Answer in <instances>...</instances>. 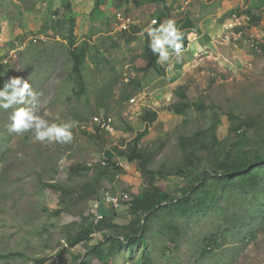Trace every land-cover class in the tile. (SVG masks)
Wrapping results in <instances>:
<instances>
[{
  "label": "rangeland",
  "instance_id": "374dc122",
  "mask_svg": "<svg viewBox=\"0 0 264 264\" xmlns=\"http://www.w3.org/2000/svg\"><path fill=\"white\" fill-rule=\"evenodd\" d=\"M89 1L0 0V80H27L38 93L36 114L49 123L78 122L72 129L71 143L42 142L31 131L24 135L11 132L13 109L0 108V253H21L0 259V264H82L86 259V264H141L143 253L139 250L131 257L123 250L110 263L90 259L85 257V244L70 247L68 236L81 227L84 218H93L95 200L99 213L118 224L127 222L126 201L114 209L101 198L109 190L127 193L130 200L147 184L137 163H128L120 155L136 131L144 128L139 116L145 108L156 110L157 118L142 138V146L155 153L150 167L163 171L156 184L169 192L182 181L172 174L183 161L179 136L206 128L214 121L213 113L218 119L219 139L228 137V114H260L264 124V0H167L171 11L161 23L189 17L203 44L198 47V36L189 33L192 46L184 49L180 62L174 54L160 62L165 67L161 77L152 69L142 70L141 56L145 29L161 7L152 3L134 6L131 2L118 7L108 0L93 16L88 13L93 7ZM77 5L86 10L74 11ZM234 8H251L261 21L249 27L245 14L226 15ZM117 11L132 21L129 34L134 39L129 42L118 28ZM70 15L75 18L77 42L99 43L108 59L100 66L86 62L88 94L81 98H75L71 91L65 40L51 26ZM108 65L114 66L110 72ZM132 80L139 81L141 89L134 92ZM178 86L184 87L190 101H203L205 110H191L185 121L173 114L169 105L176 99ZM127 94L128 98L120 101ZM106 114L112 118L110 131L100 129L94 119ZM127 124L134 130L128 131ZM159 142L164 145L156 149ZM206 159L202 153L194 162L207 167ZM107 160L121 170L111 169L96 193L85 197L83 183L92 182L96 165H106ZM75 165L92 168L70 176L69 168ZM47 182L62 183L69 191L62 197L46 187ZM234 204L237 209L238 204ZM56 209L61 212L53 213ZM221 225L210 213L188 227L182 224L184 233L178 247L150 233L153 241L147 252L153 264H264V216L246 220L237 234L230 236L224 230L232 226H222L221 232H216L221 236L225 233L219 240L222 245L212 254L201 253L200 239ZM104 233L93 234L88 244L104 240Z\"/></svg>",
  "mask_w": 264,
  "mask_h": 264
},
{
  "label": "trees",
  "instance_id": "16d2710c",
  "mask_svg": "<svg viewBox=\"0 0 264 264\" xmlns=\"http://www.w3.org/2000/svg\"><path fill=\"white\" fill-rule=\"evenodd\" d=\"M120 3H132L140 6L152 3L161 7L157 11L155 20L158 26L167 19L171 11L167 0H119ZM106 0H94L90 14L99 13L101 6ZM238 12L248 17V26L259 24L261 16L255 14L251 8L243 11L237 8L230 9L226 15ZM224 15V17H226ZM94 16V15H93ZM176 26L184 33V49L188 45L187 35L198 30L194 21L189 17L174 20ZM52 28L58 30L65 40L68 58L70 60L69 82L71 91L75 98L87 96V74L86 62L95 66L108 63L105 55L101 53L99 43H93L86 39L77 42L74 33L75 18L70 15L65 19H57ZM138 29H133L139 30ZM126 42L133 40L129 30L121 31ZM91 35L92 32L89 31ZM147 34V33H145ZM89 35V36H90ZM112 47L115 45H111ZM116 47V46H115ZM264 48V44H261ZM171 52V50H169ZM144 62L142 70H154L159 76H165V67L158 62L157 55L149 47V37L146 36L141 50ZM113 65H108V71H112ZM135 83L134 92L141 89L139 81ZM4 82L0 80V88ZM176 99L169 105L173 114L182 116L184 121L191 110L202 113L205 110L203 101H190L184 87L178 86L174 90ZM129 94L123 96L120 101L127 99ZM157 118V111L145 108L139 116L144 128L136 131L120 155L128 163H137L141 173L146 179V186L126 201L128 205L127 222L118 224L109 215L103 213L102 218L94 222L93 218H84L81 227L72 235L68 236L70 247L85 244V257L97 258L102 262L110 263L112 259L123 250H128L131 256L139 250L142 256L141 264H153L150 254L147 252L148 245L152 244L151 234L162 236L166 243L174 247L181 242L184 227L190 226L199 216L211 214L221 222L218 231L210 233L200 239V249L203 254H212L216 248L222 245L220 238L228 233L237 234L246 220H256L264 216V124L260 114H248L244 117L229 115V133L226 139H219L216 134L218 119L213 113V123L204 129L194 131L190 135L178 137V146L182 152L183 161L174 167L172 174L182 179L181 184L174 191H167L156 184L158 176L163 174L162 169L150 167L155 153L148 151L142 146V138L147 135L148 127ZM127 130L133 131V127L127 124ZM105 131V130H104ZM164 143L159 142L156 149H161ZM206 154L207 167H201L196 162L200 160L201 154ZM196 161V162H194ZM86 165H75L69 168V175H77L81 171L91 169ZM111 169L116 171L121 168L106 161V165H96L95 175L92 182L82 185L85 197H91L96 193L97 187L102 179L110 173ZM46 187L63 195L69 191L68 186L59 182H47ZM124 202V201H123ZM236 202L238 208H235ZM122 203V202H121ZM61 209L53 213L59 214ZM181 220V221H180ZM180 222L183 224L181 228ZM228 224L232 226L225 229L222 234L221 227ZM96 232L104 233V240L95 244H88ZM151 233V234H150ZM142 251V252H141ZM135 252V253H134ZM17 252L0 253V259L15 256ZM87 260V259H86ZM86 260L82 264H86Z\"/></svg>",
  "mask_w": 264,
  "mask_h": 264
},
{
  "label": "clouds",
  "instance_id": "9594fccd",
  "mask_svg": "<svg viewBox=\"0 0 264 264\" xmlns=\"http://www.w3.org/2000/svg\"><path fill=\"white\" fill-rule=\"evenodd\" d=\"M156 24L157 22L153 20L152 24L145 29L151 51L157 55L158 62L168 61L173 54L177 62H180L184 54V33L172 19L153 26ZM37 97L38 93L23 78H10L3 84L0 88V108L13 109L9 130L18 135L31 131L37 141L71 143L74 138L72 129L78 122L72 120L59 124L49 123L48 120L36 114Z\"/></svg>",
  "mask_w": 264,
  "mask_h": 264
},
{
  "label": "built area",
  "instance_id": "2783aa9c",
  "mask_svg": "<svg viewBox=\"0 0 264 264\" xmlns=\"http://www.w3.org/2000/svg\"><path fill=\"white\" fill-rule=\"evenodd\" d=\"M245 17L246 19H248L247 16ZM116 19L118 20L117 24H118V28L120 31L128 30L129 26L131 25L130 19L128 18L124 19L123 15L119 12L116 13ZM153 20L155 19L154 18L151 19V23ZM94 119L96 120L97 125L100 129H103L105 131H110L112 129V118L108 116V114L102 116L101 118L95 117ZM101 200L104 204L109 205L112 208L116 209L121 205V202L129 200V195L124 192H120V194H117L113 191L107 190L104 193ZM97 206H98V203H97V200H95L94 204L92 205V209H91L93 213L92 217H93L94 222L102 218V214L98 212Z\"/></svg>",
  "mask_w": 264,
  "mask_h": 264
},
{
  "label": "crops",
  "instance_id": "0c3cea01",
  "mask_svg": "<svg viewBox=\"0 0 264 264\" xmlns=\"http://www.w3.org/2000/svg\"><path fill=\"white\" fill-rule=\"evenodd\" d=\"M94 0H90L89 2H88V4L91 2L92 4L91 5H93V2ZM108 0H106V2H107ZM112 3H114L115 5L117 4V6L119 7L120 6V1L119 0H110ZM87 4V5H88ZM79 8H80V10H82V11H84V10H86V9H84L85 7L84 6H82V5H80L79 7H78V5H77V7H74V11H78L79 10ZM92 8V7H91ZM91 8H88L89 9V11H88V13L91 11ZM78 9V10H77ZM117 12H119V13H121L120 11H117ZM83 13V12H82ZM94 15V14H93ZM131 21V20H130ZM132 22V21H131ZM146 33V32H145ZM193 33V32H192ZM199 31L198 30H196L195 31V33H193L194 34V36L195 37H197L198 36V40L196 41V43H197V46L198 47H200L201 46V44H203V43H201V41H200V39H199ZM197 39V38H196ZM190 46H192V44L190 43V42H188V45H187V47H186V50H188L189 48H190ZM197 46L195 47V49H199V48H197ZM175 56V55H174ZM161 77V76H160ZM172 79V77L171 78H168V80H171Z\"/></svg>",
  "mask_w": 264,
  "mask_h": 264
},
{
  "label": "water",
  "instance_id": "95a60500",
  "mask_svg": "<svg viewBox=\"0 0 264 264\" xmlns=\"http://www.w3.org/2000/svg\"><path fill=\"white\" fill-rule=\"evenodd\" d=\"M170 109V108H169Z\"/></svg>",
  "mask_w": 264,
  "mask_h": 264
}]
</instances>
